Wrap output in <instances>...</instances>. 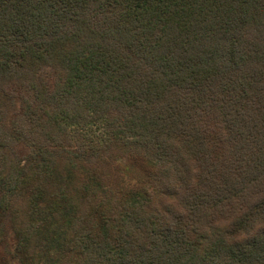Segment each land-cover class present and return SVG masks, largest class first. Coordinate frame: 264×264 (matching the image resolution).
Wrapping results in <instances>:
<instances>
[{
    "label": "trees",
    "instance_id": "trees-1",
    "mask_svg": "<svg viewBox=\"0 0 264 264\" xmlns=\"http://www.w3.org/2000/svg\"><path fill=\"white\" fill-rule=\"evenodd\" d=\"M7 222L23 264H264V0H0V264Z\"/></svg>",
    "mask_w": 264,
    "mask_h": 264
},
{
    "label": "rangeland",
    "instance_id": "rangeland-1",
    "mask_svg": "<svg viewBox=\"0 0 264 264\" xmlns=\"http://www.w3.org/2000/svg\"><path fill=\"white\" fill-rule=\"evenodd\" d=\"M67 140L72 141L73 143V149L77 148V144L75 140H72L71 137L66 138ZM28 145V144H26ZM50 147V146H49ZM31 147H29L28 145V151L27 154H33L34 151L33 149L30 150ZM52 148V147H50ZM54 154V153H52ZM61 157L57 156V160H56V156L52 157V161L56 162L60 159ZM118 165H120L119 170H120V174L119 175H112L114 181H118L120 183H123L124 186H132V187H126V188H133V187H138L139 184L141 183H147L148 179H149V174L151 172V165L141 159V158H137V157H121L118 160ZM81 174V173H80ZM49 191L53 194H57L60 195L62 197V201H56L59 203H63V207L61 209V212L58 213L57 210L55 212V218H51L50 222L52 223V225L49 228V233H56V235H60L61 229L64 228L65 225L63 224H59L56 223L54 221H63L62 218L65 219V214L66 213H71L73 208V198L75 195H78L77 191H75L73 188H69L65 186L64 181L62 180V178L56 174V172L54 171V175L53 177L50 176L49 178ZM129 184V185H127ZM75 188V187H74ZM27 200V199H26ZM24 200H20L18 203V207L21 208L22 206H26L25 203L23 202ZM66 207V208H65ZM67 209V210H66ZM69 209V210H68ZM25 211V210H23ZM9 217V216H8ZM12 217L17 218L18 220H23L24 218L18 214H12ZM7 227H8V231H9V239H8V243L6 244V247L4 249V253L5 256L7 255V263L5 264H23V262L21 261L20 257L16 256V251H15V247H16V240L14 237V231L11 228V223L7 222ZM57 232H55V230ZM2 249V248H1ZM52 250V252H55V249L52 247L50 248ZM50 263V262H48Z\"/></svg>",
    "mask_w": 264,
    "mask_h": 264
}]
</instances>
